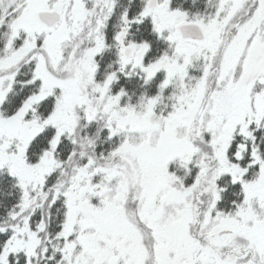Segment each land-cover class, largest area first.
<instances>
[{
  "label": "snow or ice",
  "instance_id": "obj_1",
  "mask_svg": "<svg viewBox=\"0 0 264 264\" xmlns=\"http://www.w3.org/2000/svg\"><path fill=\"white\" fill-rule=\"evenodd\" d=\"M0 264H264V0H0Z\"/></svg>",
  "mask_w": 264,
  "mask_h": 264
}]
</instances>
